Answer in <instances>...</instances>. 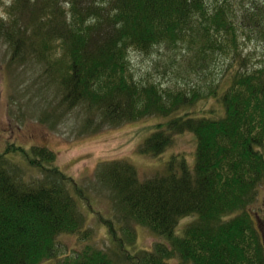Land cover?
Returning a JSON list of instances; mask_svg holds the SVG:
<instances>
[{"label":"trees","instance_id":"trees-1","mask_svg":"<svg viewBox=\"0 0 264 264\" xmlns=\"http://www.w3.org/2000/svg\"><path fill=\"white\" fill-rule=\"evenodd\" d=\"M3 10L0 37L15 57L37 49L61 54L51 64L68 106L84 100L112 124L171 116L141 143L145 157L164 154L186 133L196 148L191 159L172 154L164 171L147 179L126 160L100 170L121 218L160 239L151 250L124 248L110 256L86 245L61 257V235L90 236L77 200L64 188L66 176L41 163L52 151L10 143L5 152L57 177L24 182L0 155V264H264L262 218L251 208L264 183V62L247 67L249 56H242L253 30L264 37V0H10ZM161 47L190 55L183 64L200 68L223 55L224 76L214 87L188 92L135 81L130 52L149 55ZM215 93L222 108L214 116L195 114L204 94ZM134 231L121 230L132 243ZM106 233L117 246L113 222Z\"/></svg>","mask_w":264,"mask_h":264},{"label":"rangeland","instance_id":"rangeland-1","mask_svg":"<svg viewBox=\"0 0 264 264\" xmlns=\"http://www.w3.org/2000/svg\"><path fill=\"white\" fill-rule=\"evenodd\" d=\"M9 2L7 0L0 7V18L4 16L3 9ZM246 34L250 35V31L246 30ZM251 37V40L243 42L242 56L244 59L249 56L247 67L264 62L262 33L253 30ZM10 48V44L0 37V155L5 163L15 166V172L24 182L32 183L57 175L32 164L29 166L25 157L18 152H5L8 145L14 142L25 149L35 145L52 151L50 161L41 163L66 176L63 178L65 183L62 179L64 188L76 198L84 220L83 228L90 235L87 239L80 235H61L58 238V256L74 255L86 245L101 249L110 256L124 248L132 252L137 249L151 250L160 239L134 221L121 218L114 191L101 181L100 170L109 162L126 160L136 167L142 179H147L161 174L172 154L191 159L196 148L194 137L190 133L177 135L164 154L145 157L139 152L141 143L158 123L166 122L171 116L150 115L137 121L116 124L105 122L99 110L91 109L84 100L73 106L61 100L60 76L57 68L51 64L61 54L37 49L34 53H23L20 58V53L15 57ZM38 56L43 59H38ZM188 56L185 59V56L180 57L178 49L165 47L157 48L149 55L131 51L128 67L138 83L154 82L163 89H183L186 92L214 87L224 76L227 61L223 55L214 56L206 63L207 66L202 65L205 68L189 62L183 64L190 59ZM174 57L180 63H176ZM228 81H224L218 92L228 86ZM204 95L194 107L195 114L214 116V111L222 108L221 96L217 93L211 97ZM183 110L179 109L173 115L182 114ZM251 208L252 213L257 211L262 218L261 236L264 238V183L259 185ZM111 222L119 233L118 247L106 233ZM130 227L135 229V243L127 240L121 232ZM169 264H177L176 259L170 260Z\"/></svg>","mask_w":264,"mask_h":264}]
</instances>
